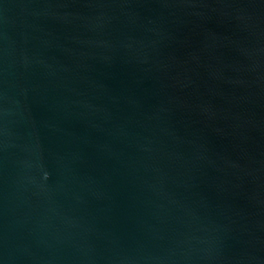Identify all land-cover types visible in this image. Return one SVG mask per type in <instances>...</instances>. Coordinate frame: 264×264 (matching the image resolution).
Here are the masks:
<instances>
[{
    "label": "water",
    "instance_id": "obj_1",
    "mask_svg": "<svg viewBox=\"0 0 264 264\" xmlns=\"http://www.w3.org/2000/svg\"><path fill=\"white\" fill-rule=\"evenodd\" d=\"M0 264H264V0H0Z\"/></svg>",
    "mask_w": 264,
    "mask_h": 264
}]
</instances>
